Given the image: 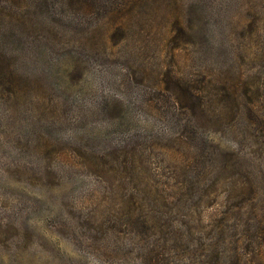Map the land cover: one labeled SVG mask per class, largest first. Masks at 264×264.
I'll return each instance as SVG.
<instances>
[{"label": "rangeland", "instance_id": "1", "mask_svg": "<svg viewBox=\"0 0 264 264\" xmlns=\"http://www.w3.org/2000/svg\"><path fill=\"white\" fill-rule=\"evenodd\" d=\"M0 264H264V0H0Z\"/></svg>", "mask_w": 264, "mask_h": 264}]
</instances>
